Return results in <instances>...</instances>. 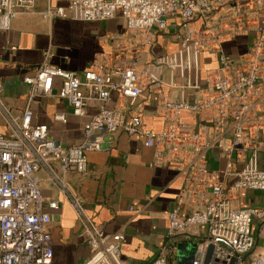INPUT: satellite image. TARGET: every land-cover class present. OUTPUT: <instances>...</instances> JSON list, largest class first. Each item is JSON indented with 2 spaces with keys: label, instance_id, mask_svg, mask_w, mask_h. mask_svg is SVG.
Returning <instances> with one entry per match:
<instances>
[{
  "label": "built area",
  "instance_id": "2783aa9c",
  "mask_svg": "<svg viewBox=\"0 0 264 264\" xmlns=\"http://www.w3.org/2000/svg\"><path fill=\"white\" fill-rule=\"evenodd\" d=\"M36 1L0 0V31H8L18 16L33 13ZM65 2L66 7H59L46 0L40 17L47 22L55 18L101 22L114 18L119 10L132 42L138 46L126 55H118L110 65L93 63L80 75L51 66L50 55L46 53L33 74L23 78L29 93L18 114L2 101L0 83V264H52L49 226L53 216L47 210H56L64 202L80 223V237L89 250L83 264H124L120 258L123 236L107 234L95 225L67 183L68 174L86 173L87 154L100 150L103 135L117 132L142 137L144 147L154 148L158 163L162 161V151L183 159L196 149L212 145L219 148L226 160L222 176L214 172L206 174L201 161L193 164L178 202L167 215L166 242L150 264H169L179 246L180 235L193 228H204L205 233L195 244L191 259L174 264H204L209 247L212 248L209 264H264V252L252 254L255 246L252 224L264 220V169L259 168L260 148L249 125L251 108L259 98L264 80V0ZM172 19L182 25L178 50L137 66L138 47L151 42L152 29L162 32ZM196 21L202 24L200 30L194 28ZM251 33L254 35L251 47L238 60L223 52L221 45L225 39ZM202 51L217 54V67L211 73L209 89L189 101L187 91H200L192 80L197 75ZM177 77L183 79L182 84L176 82ZM55 81L59 84L57 96L67 103L71 116L83 119L90 103L96 105V112L83 124L80 144L73 147L54 141L47 126L32 123V100L50 96ZM162 88L176 91L178 97L172 100L170 94H163L162 100L159 99L158 115L165 119V127L156 133L143 125L142 109L153 94L160 96ZM113 93L131 111L108 108ZM205 111L212 114L211 124L200 122L189 128L179 124V113ZM53 120L65 123L66 116L55 114ZM228 125L229 139L225 137ZM246 150L251 152L242 168L235 171L238 154ZM39 173L55 189L57 199L43 197ZM228 176H233L234 182L225 190L223 179ZM244 190L260 192L263 204L258 208H232L228 197ZM206 193L208 197L204 199ZM188 202L200 203L201 209L183 213L182 205Z\"/></svg>",
  "mask_w": 264,
  "mask_h": 264
},
{
  "label": "crops",
  "instance_id": "0c3cea01",
  "mask_svg": "<svg viewBox=\"0 0 264 264\" xmlns=\"http://www.w3.org/2000/svg\"><path fill=\"white\" fill-rule=\"evenodd\" d=\"M50 3L52 6H67L65 0H50ZM45 8L46 0H37L33 13L18 16L11 22L8 31H0L1 98L16 114L22 111L29 93L23 78L33 74L35 68L44 61L46 53L50 55L51 66L80 75L93 63L110 65L118 55H126L132 47L138 46L132 42L133 37L126 30L119 10L114 18L101 22H82L68 18H55L47 22L39 15ZM193 25L196 30L202 28L200 21ZM181 26L179 20L172 19L168 20L164 31L152 29L151 42L138 47L136 51V65L141 67L154 58L167 57L178 50L183 37ZM253 38L252 33L236 35L225 39L221 48L229 58L238 60L250 49ZM216 56L215 52L199 53L198 71L192 83H196L200 91H187V100H196L203 95L201 91L209 89L211 73L217 67ZM164 77L168 75L165 73ZM176 82L182 84L183 79L177 77ZM58 87V81H55L50 96L32 100V123L47 126L49 136L54 141L64 147H73L80 144L83 124L96 112V105L90 103L85 118H75L71 116L67 103L57 96ZM160 92L161 97L153 94L142 109L143 125L156 133L165 127V119L158 115L159 99L162 100L163 94L173 96L176 93L166 88ZM258 97L251 108L250 122L253 125H249L253 127L254 141L260 148L257 151L259 168L264 169V80L260 84ZM107 107L131 111L127 105L119 102L115 93L111 95ZM55 114H64L66 122H55ZM178 121L187 128L200 122L211 124L212 114L210 111L201 114L181 112ZM225 137H231L230 125L226 126ZM143 143L142 137L128 136L122 132L103 135L100 150L87 154L86 173H71L67 176L72 193L81 200L93 223L107 234L123 236L120 258L124 264H150L165 244L167 215L178 202L195 162L201 161L206 174L214 172L222 176L226 169V160L215 145L196 149L183 159L162 151V161L158 163L154 159V148H146ZM250 152L246 150L238 154L235 171L242 168ZM38 176L43 197L57 199V192L48 185L43 174L39 173ZM233 182V176L224 178V189L228 190ZM207 197L208 193L204 199ZM227 200L235 209L258 208L263 204L262 195L258 191H240L231 194ZM199 209L200 203L188 202L182 205L183 213ZM47 211L53 216L49 226L52 264H83L89 256V250L80 237L81 225L70 205L59 203L58 209ZM204 233V228H193L181 234L179 246L168 261L169 264L187 261ZM252 235L256 254L263 253L264 220L253 222ZM257 246L259 249H256Z\"/></svg>",
  "mask_w": 264,
  "mask_h": 264
},
{
  "label": "water",
  "instance_id": "95a60500",
  "mask_svg": "<svg viewBox=\"0 0 264 264\" xmlns=\"http://www.w3.org/2000/svg\"><path fill=\"white\" fill-rule=\"evenodd\" d=\"M176 98V93L174 92L173 93V96H172V100H174ZM211 251H212V248L209 247L208 251H207V254H206V257H205V261H204V264H209V261H210V257H211ZM191 259V255L189 256L188 260Z\"/></svg>",
  "mask_w": 264,
  "mask_h": 264
},
{
  "label": "rangeland",
  "instance_id": "374dc122",
  "mask_svg": "<svg viewBox=\"0 0 264 264\" xmlns=\"http://www.w3.org/2000/svg\"><path fill=\"white\" fill-rule=\"evenodd\" d=\"M258 246L256 247V249H259ZM256 252H257L256 250H253L252 254L254 255V254H256Z\"/></svg>",
  "mask_w": 264,
  "mask_h": 264
}]
</instances>
